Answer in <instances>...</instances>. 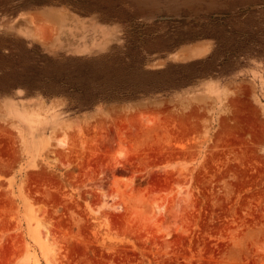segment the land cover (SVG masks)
<instances>
[{"label": "rangeland", "instance_id": "rangeland-1", "mask_svg": "<svg viewBox=\"0 0 264 264\" xmlns=\"http://www.w3.org/2000/svg\"><path fill=\"white\" fill-rule=\"evenodd\" d=\"M0 264H264V0H0Z\"/></svg>", "mask_w": 264, "mask_h": 264}, {"label": "bare ground", "instance_id": "bare-ground-1", "mask_svg": "<svg viewBox=\"0 0 264 264\" xmlns=\"http://www.w3.org/2000/svg\"><path fill=\"white\" fill-rule=\"evenodd\" d=\"M60 142V141H59ZM59 144H61V143H59Z\"/></svg>", "mask_w": 264, "mask_h": 264}]
</instances>
